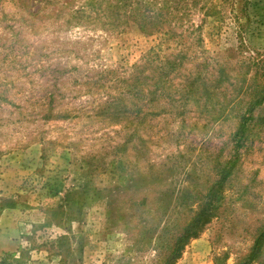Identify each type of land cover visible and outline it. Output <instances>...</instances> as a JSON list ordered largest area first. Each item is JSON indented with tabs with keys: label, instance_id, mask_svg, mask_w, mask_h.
I'll list each match as a JSON object with an SVG mask.
<instances>
[{
	"label": "rangeland",
	"instance_id": "obj_1",
	"mask_svg": "<svg viewBox=\"0 0 264 264\" xmlns=\"http://www.w3.org/2000/svg\"><path fill=\"white\" fill-rule=\"evenodd\" d=\"M60 1L0 0V260L264 264V0H187L173 36Z\"/></svg>",
	"mask_w": 264,
	"mask_h": 264
},
{
	"label": "trees",
	"instance_id": "obj_2",
	"mask_svg": "<svg viewBox=\"0 0 264 264\" xmlns=\"http://www.w3.org/2000/svg\"><path fill=\"white\" fill-rule=\"evenodd\" d=\"M52 1L44 0V3L45 5L51 4ZM60 2L63 5L68 3L67 0ZM187 3V0H83L81 6L72 11L71 18L77 22L89 23L94 26L102 25L108 29L124 24H133L143 33L153 34L160 32L167 25L171 26L173 22V27L177 25L178 21L182 26L183 19L189 15L190 11ZM173 27L171 26L170 29L166 30L165 34L175 35L172 30ZM252 65L256 67V75L262 77L263 84L261 90L256 94L249 108L250 110H253L256 105L264 101V58L255 59ZM245 121L240 130H242ZM66 206H71V192L64 196L63 203L58 208H54L53 213L58 214L61 212L64 214ZM8 207L13 208L15 206L9 204ZM198 223L199 221L195 222L196 225ZM259 244V240L256 239L250 253L251 257L255 258L257 256ZM180 251L181 248H177L166 264H171L179 256ZM24 253L21 252L20 257H17L14 253H6L1 258L0 264H25Z\"/></svg>",
	"mask_w": 264,
	"mask_h": 264
}]
</instances>
